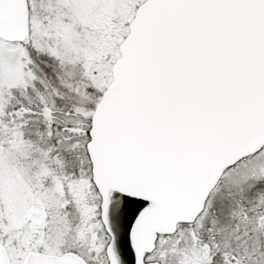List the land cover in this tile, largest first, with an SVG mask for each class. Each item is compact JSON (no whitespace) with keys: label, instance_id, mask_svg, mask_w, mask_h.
I'll use <instances>...</instances> for the list:
<instances>
[{"label":"snow or ice","instance_id":"6c2138e0","mask_svg":"<svg viewBox=\"0 0 264 264\" xmlns=\"http://www.w3.org/2000/svg\"><path fill=\"white\" fill-rule=\"evenodd\" d=\"M0 264H264V0H0Z\"/></svg>","mask_w":264,"mask_h":264}]
</instances>
